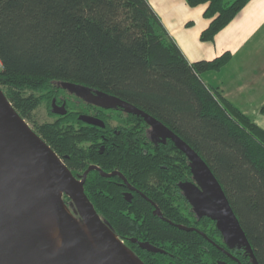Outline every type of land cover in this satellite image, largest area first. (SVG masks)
<instances>
[{
	"label": "trees",
	"instance_id": "1",
	"mask_svg": "<svg viewBox=\"0 0 264 264\" xmlns=\"http://www.w3.org/2000/svg\"><path fill=\"white\" fill-rule=\"evenodd\" d=\"M186 1L193 6L206 4L203 13L209 22L200 33L206 41L213 40L248 2ZM230 58L231 51L225 50L210 59L190 61L149 0H0V86L71 171L83 172L91 162L103 169L115 164H108L99 142L93 144L102 127L87 125L71 112L53 121L35 119L34 111L42 102L54 113L51 104L62 82L121 97L189 143L221 183L259 264H264V127L202 77ZM260 111L264 114V102ZM137 117L141 120L137 129L140 180H147L144 177L151 171L165 169L161 160L169 167L174 157L171 162L165 159L171 149L184 156L193 170L174 140L153 145L157 151L153 153L146 144L149 124L141 113ZM84 186L102 219L136 254L132 237L166 250L143 249L147 264H190L187 260L192 257L187 254L199 257L218 251L197 230L163 220L155 204L165 216L177 210L163 192L153 194L145 187L147 199L130 203L127 196L112 190L114 203L103 202L107 178L97 169L88 173ZM170 186L177 190L174 180ZM182 224L191 226L186 220ZM238 256L244 264H253L245 247Z\"/></svg>",
	"mask_w": 264,
	"mask_h": 264
},
{
	"label": "water",
	"instance_id": "2",
	"mask_svg": "<svg viewBox=\"0 0 264 264\" xmlns=\"http://www.w3.org/2000/svg\"><path fill=\"white\" fill-rule=\"evenodd\" d=\"M100 92L92 96L94 102L141 113L154 133L163 132L175 141L189 157L202 186H194V203L200 200L205 211L216 219L226 240L245 245L254 264H259L221 183L203 157L153 115L121 97ZM55 106L54 103V111L66 112L64 104L60 108ZM83 118L104 124L92 116ZM91 169H98L103 175L113 173L92 163L77 178L0 86V264H147L102 219L88 197L84 182ZM65 196L70 198L69 202ZM155 211L164 217L156 204ZM132 240L137 241V237ZM139 242L148 250L165 251L148 240Z\"/></svg>",
	"mask_w": 264,
	"mask_h": 264
},
{
	"label": "flooded vegetation",
	"instance_id": "3",
	"mask_svg": "<svg viewBox=\"0 0 264 264\" xmlns=\"http://www.w3.org/2000/svg\"><path fill=\"white\" fill-rule=\"evenodd\" d=\"M61 85L62 86L59 87V91L55 99L52 101L51 109L54 111V103L56 104L54 108H60V105L64 104L66 112L59 113L54 111V114L59 117L71 112L72 117L75 116L76 119L78 118L83 123L87 125L89 124L92 127H102L103 129V131L99 133L96 142H91L94 146H96L97 142H99L100 144L98 146L105 150L107 157L106 161L108 164H115L109 168L106 167L103 169L101 167L108 173L113 172L110 175H103L100 172L101 175L107 178L108 185L105 187L107 189L106 199L104 198L103 202L110 203L113 201L114 203V200H116V194L113 193L112 190H115L118 195L121 194L122 196H127L130 203L136 201L138 203L141 197L147 199L148 194L145 192L146 190H144L145 187L153 194L155 193V190L160 191V193L163 192L168 196V200L171 197L169 200L172 203L171 205L177 207V210L172 213L171 216L163 215L165 217L163 220L173 225H176L177 223L182 224L184 220L190 222L189 225L203 231L205 234L197 230L218 250L213 252L210 250L211 252H209V254H204L199 257H193L192 255L187 254L189 258L192 257L190 261L187 260L188 263L244 264L239 259L238 252L240 249L245 247V245L237 241H227L222 231L218 228L216 219L211 215V213L205 211L200 200H198V204L194 203L193 199L197 195V190L194 186L200 188L202 186L193 170H191L188 160H186L184 156H181L177 151L174 152V150L171 149L169 152L170 157L165 160L171 162L174 157L173 163L175 165L172 166L171 164L173 163H171L168 167V165L163 164L164 161L161 160L163 162L162 166L165 169H161L158 172L151 171L144 177L147 178V180H140L137 175V151L140 148L141 142L137 140V129H140L141 127V120L137 117V112L128 111L120 105L106 106L104 104L94 102L92 96L94 94H101L98 89L71 82H62ZM84 116L95 117L103 121L104 124L100 125L88 122L83 118ZM147 130L150 139H148L149 143L146 142V144L151 146L150 149L153 153L157 152L152 147L153 145L163 146L168 143V140H173L163 132L156 131L154 133L153 127L150 124L148 125ZM92 163L94 162H91L90 164ZM83 172L77 171L73 173L77 178H81ZM164 178L168 181H164ZM172 180H174V185H176V191H172L171 189L170 185ZM169 183L170 185H168ZM65 199L67 202L70 201V198L67 196H65ZM149 199L152 201L151 198ZM168 200L167 197H165L164 201L167 202ZM97 202L99 201L97 200ZM141 240L146 239H139L137 237V241L135 242H137V255L144 260L143 257L146 253L143 249L146 248L141 246L139 242ZM202 246L208 248L205 244H202ZM171 255L174 257V260H178L174 256V253H171Z\"/></svg>",
	"mask_w": 264,
	"mask_h": 264
},
{
	"label": "crops",
	"instance_id": "4",
	"mask_svg": "<svg viewBox=\"0 0 264 264\" xmlns=\"http://www.w3.org/2000/svg\"><path fill=\"white\" fill-rule=\"evenodd\" d=\"M149 2L185 56H191L190 61L231 51L226 64L219 70L203 72L202 77L216 71L213 85L264 127V114L260 111L264 102V0H248L215 38L208 41L200 39L202 29L209 22L203 13L206 4L193 6L186 0Z\"/></svg>",
	"mask_w": 264,
	"mask_h": 264
},
{
	"label": "rangeland",
	"instance_id": "5",
	"mask_svg": "<svg viewBox=\"0 0 264 264\" xmlns=\"http://www.w3.org/2000/svg\"><path fill=\"white\" fill-rule=\"evenodd\" d=\"M228 1H232V0H228ZM261 31H263V29ZM188 58H191V56H189V54H188ZM215 73H216V71H210V75H205L204 74L203 77L207 81H209L210 83L214 84L212 78L214 77ZM34 117H35V119L37 121H53V120H55L58 117V115H55L54 113H50L49 110H48L46 102H42L35 109ZM27 121L32 125L31 121H29V120H27Z\"/></svg>",
	"mask_w": 264,
	"mask_h": 264
}]
</instances>
